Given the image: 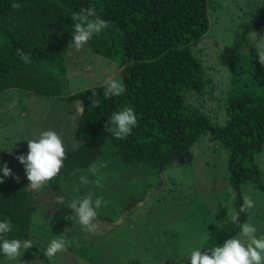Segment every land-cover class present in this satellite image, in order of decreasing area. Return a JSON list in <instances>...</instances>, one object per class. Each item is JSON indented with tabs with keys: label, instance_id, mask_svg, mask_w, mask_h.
Segmentation results:
<instances>
[{
	"label": "trees",
	"instance_id": "16d2710c",
	"mask_svg": "<svg viewBox=\"0 0 264 264\" xmlns=\"http://www.w3.org/2000/svg\"><path fill=\"white\" fill-rule=\"evenodd\" d=\"M13 3H20L21 9L14 10ZM205 3L206 0H0V100H7L13 90L17 92L14 97L19 94L27 99L32 94L55 97L53 91L42 90L43 86L59 88L58 82L65 81L62 50L70 34L64 28L74 31L71 20L74 12L94 6L100 18L112 24L105 32L94 35L88 44L93 53L121 62L126 91L120 97L104 99L105 86L95 85L66 96L79 104L73 132L78 144L66 153L59 175L46 184L56 194L61 179L71 180L73 174L88 168L105 151L108 152L103 159L110 164L116 159L149 168L151 172L171 167L176 157L188 154L189 146L206 134L222 151L224 190L230 187L233 193L228 200L230 209H223L221 224H206V237L190 247L192 251L197 248L208 251L235 237L239 228L231 223L227 213L239 210L245 186L253 185L264 192V179L256 164L258 153L264 148V67L258 62L257 50L238 34L243 41L235 39L223 48L209 69L205 67L193 51L207 28ZM262 24L259 21L256 28L264 32ZM17 49L27 53L31 63H24ZM222 69L227 75L216 85L219 82L216 72ZM91 90L98 93L101 101L98 107H92L88 99ZM124 107L134 110L138 125L126 139H116L104 125L114 112ZM0 120L1 136L12 129L6 123L11 121V114L1 104ZM9 133L12 131L1 138L4 144L13 140ZM3 153L0 152V157ZM24 179L23 182L6 179L7 185L0 188V221L8 219L13 225L8 239L29 240L38 235L39 228L49 226L47 218L58 220L57 212L54 217L43 216L41 224H37L30 210L32 199L26 197L27 188L20 185L27 182ZM74 193L71 190L70 200L62 196V206L73 198L92 194L89 188L82 195ZM107 207L100 209L107 212ZM115 212L99 217L108 221ZM245 215L241 213V223ZM94 223L97 229V222ZM58 224L62 226L63 222L58 220ZM111 239L106 241L104 252L114 257L113 243L117 239ZM155 244V248H163L161 239ZM161 254L164 259L168 256L165 251L155 250L153 257L169 264L168 259L158 258ZM86 263L99 264V260ZM127 264L145 263L132 259ZM172 264L181 263L177 260Z\"/></svg>",
	"mask_w": 264,
	"mask_h": 264
},
{
	"label": "rangeland",
	"instance_id": "374dc122",
	"mask_svg": "<svg viewBox=\"0 0 264 264\" xmlns=\"http://www.w3.org/2000/svg\"><path fill=\"white\" fill-rule=\"evenodd\" d=\"M204 8L207 28L197 39L193 51L206 68H210L212 61L217 59L224 47L235 39L243 41L238 35H242L256 50L257 44L264 42V32L256 28L259 21L264 22V0H206ZM49 28L50 26L46 27L47 30ZM64 30H69L70 34L62 50L65 81L58 82L59 88L43 86L42 90L43 93L53 91L56 93L55 97L45 94L28 95L29 99L23 94L14 97L17 92L13 90L7 100H0L1 107L4 106L11 114V121L6 123L13 129L9 128L13 134L9 133L13 138L10 144H4L1 139L10 131L7 130L5 135L0 136V152L4 151V156L0 157V167L6 163L11 172L19 176L20 182L25 180L26 175L23 165L16 157L27 154V140L38 139L42 131L52 130L62 139L66 153L77 146L78 141L73 132L79 104L66 96L91 86H105L108 80L121 78L119 60L93 53L89 44L77 51L71 43L72 31L70 28ZM48 49L51 50V47ZM226 75L223 69L218 70L216 77L219 82L215 84L219 85ZM5 119L7 117L0 121ZM207 136L209 135L198 137L189 146L188 154L176 157L172 162L173 167L167 166L162 171L151 172L149 168L124 164L116 159L110 164L103 159L108 152L105 151L88 168L72 173L74 177L71 180L61 179L56 190L59 195L46 185L40 191H35L27 187L28 180L20 183L27 188L26 197L32 199L30 210L34 213L37 224L43 221V216L54 217L58 212V220L63 222L62 226L68 225L64 228L58 224L56 217L47 218L49 226L39 228L38 235L30 237L29 240L35 245L20 257L21 264H80L81 260L91 263L99 260V264H127L132 259L145 264H163L153 257L155 250L165 251L168 255L165 259H168L169 264L177 260L181 264H190L186 258L192 251L190 247L198 245L206 237V224L219 225L223 222V209H230L229 195H233L230 187L224 190V155ZM258 154L256 164L264 179V148ZM2 176L3 173L0 172V177ZM81 176H86L88 183H82ZM6 179L14 178L9 176L4 178L5 181ZM4 183L0 184V188L7 185ZM88 188L93 195L103 197L108 202L107 212L98 210V227L94 233L85 232L68 205L62 206L60 203L61 199L64 200L62 196L70 200L71 190H75L74 194L82 195ZM241 193L242 198L244 195L252 197L255 204L245 215L244 222L255 226L258 236L264 235V192L248 185ZM139 196H142L141 200H138ZM114 211L116 215L112 214L115 216L108 221L99 217ZM60 212L63 213L62 216ZM154 231L158 234L153 233ZM60 232L71 239L73 244L66 252L58 253L49 260L43 256V250ZM239 234L238 232L234 238ZM111 237L117 239L113 243L116 249L114 257L107 256L104 252L106 241L112 240ZM158 239L162 241L161 249L155 248V241ZM163 257L164 254H161L158 258L165 260ZM0 264L16 262L0 255Z\"/></svg>",
	"mask_w": 264,
	"mask_h": 264
},
{
	"label": "clouds",
	"instance_id": "9594fccd",
	"mask_svg": "<svg viewBox=\"0 0 264 264\" xmlns=\"http://www.w3.org/2000/svg\"><path fill=\"white\" fill-rule=\"evenodd\" d=\"M11 7L19 11L22 7L20 3H13ZM73 22L72 41L77 51L82 50L86 44L93 38L105 32L112 27L110 21L101 19L94 6L82 7L78 12L71 15ZM17 55L20 59L28 64L31 63L30 56L17 49ZM258 62L264 67V42L257 44ZM88 97L92 107H98L101 103L98 99V93L94 90ZM126 88L120 79H110L106 82L103 90V98L120 97L124 94ZM138 125L137 115L131 107H124L114 112L104 125L105 130L116 139H126L132 134V129ZM28 141V152L26 155H19L16 159L23 165L25 175L32 190L40 191L48 182L59 175L60 170L64 167L66 151L60 136L52 130L42 131L38 139ZM3 176L0 177V184L5 182L4 178L13 176L17 181L11 169L5 163L0 167ZM82 183H88L86 176H81ZM243 203L239 210L232 209L227 213L231 223L239 228V236L229 238L222 245L208 248V251H202L197 248L187 254L186 258L190 264H264V235H257V228L248 222H240L241 213L247 214L248 211L255 207L252 197L244 195ZM63 204V200H60ZM103 197L97 196L93 199L92 194L83 197H76L68 204V208L78 219L82 229L87 233L96 231L98 210L107 205ZM13 225L10 220L0 221V255H3L9 261H15L21 264L20 257L26 250L33 248L35 245L32 240L8 239L7 234L11 231ZM73 241L63 232L55 235L51 242L43 250V256L51 260L58 253L66 252L71 247ZM80 264H85L81 260Z\"/></svg>",
	"mask_w": 264,
	"mask_h": 264
}]
</instances>
